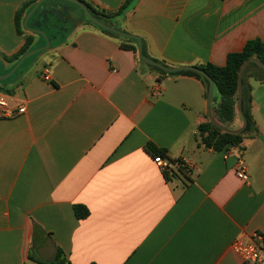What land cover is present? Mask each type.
<instances>
[{
	"label": "crops",
	"instance_id": "crops-1",
	"mask_svg": "<svg viewBox=\"0 0 264 264\" xmlns=\"http://www.w3.org/2000/svg\"><path fill=\"white\" fill-rule=\"evenodd\" d=\"M25 1L0 0V54L25 44L15 28ZM87 1L113 11L127 0ZM65 14L81 18L50 3L29 27L47 33V17ZM118 24L169 68L224 66L249 40L264 41V0H136ZM120 42L80 24L64 43L25 60L6 86L12 106L10 117H0V264H44L58 250L64 264H240L232 242L264 237L259 71L245 76L242 98L257 131L242 150L215 152L197 139L207 121L205 85L140 68L138 53ZM11 66L0 60V75ZM242 125L236 110L225 126ZM148 143L167 151L168 181ZM239 160L247 181L236 176ZM75 205L90 215L79 220Z\"/></svg>",
	"mask_w": 264,
	"mask_h": 264
},
{
	"label": "trees",
	"instance_id": "trees-1",
	"mask_svg": "<svg viewBox=\"0 0 264 264\" xmlns=\"http://www.w3.org/2000/svg\"><path fill=\"white\" fill-rule=\"evenodd\" d=\"M38 1L39 0L25 1L24 3L21 4V6L17 9L15 13L16 32H17V35L21 36L24 39L25 44L23 48L15 55L6 56L3 54H0L1 61L8 63V64H12L9 71L13 69V67L16 65V63L21 59V57L24 54L34 49L40 48L46 44V41L43 37H40L42 39L43 45H41V43L40 44L35 43V35L28 32L23 25L26 15L32 10V8L36 5ZM78 1H80L81 3L85 5V7L89 10V12L94 18L98 19L99 21H101L102 23L110 27L118 29L119 31L123 33H128L120 28L118 24V20L125 17L126 13L134 7L136 0H127L123 3L121 7L113 11L101 9L93 5L87 0H78ZM55 2L58 3L59 1H55ZM59 3H64L69 8L77 9L81 14V18L73 19L71 15L69 14H65L60 19L55 16L47 17V22H48L47 26L50 28L49 29L50 31L47 32L46 34L48 38L51 39V46L64 43L67 39V36L75 28H77L78 25L87 23V24L97 27L102 33L110 37L119 39L121 41L120 42L121 49L131 51L135 54L138 53V45L134 38H123L109 31L101 29L100 27L92 24L86 18L84 12L78 6L72 3H68V2H59ZM43 5H44V2L41 4L38 10L32 15V17L29 20L28 26H30L31 21L34 20L39 15V12ZM142 46H143V54L147 58L151 59L152 61L156 63L166 66L165 63L159 60L150 58L147 55L146 50H145V45L143 42H142ZM249 59H256L262 64H264V41L260 39L249 40L241 51L230 53L227 56L226 64L224 66H216L211 63L197 66L213 81L217 92L220 94L221 100L217 108L214 109V112H215V118L224 127H226L225 125L232 123L236 118L237 101H238V97H237L238 73L242 65ZM138 61H139L140 68L142 69L148 68L150 71L156 72L160 76L185 75V76L195 77L196 79L200 80L205 85L206 90L208 89L207 79L203 75H200L196 72L179 71L177 73L168 74L157 67H154L152 65L145 63L140 58H138ZM22 65L16 71V73L12 77H10L8 80L0 81V93L6 94V95L12 94L11 90L7 89L6 86H8V84L14 79V77L21 71ZM253 69L254 70L256 69L259 71L261 75L259 81L264 85V70L254 63H250L247 69L245 70L244 75H243V82H244V78L247 75V73H249V71ZM212 102H214V97H213ZM243 112L247 119V125L245 129L243 130V132L240 134H231V133L223 132L222 130L217 128L215 125H213L207 117V121L198 126L197 139L200 145L204 146L207 149H212L215 152H221L229 146L242 150L243 149L242 144H243V141L246 135L250 134L251 132L257 131V129L255 128L254 121L252 117L250 116L249 112L245 111L244 108H243ZM145 149L150 155L154 157V159L155 158L168 159L167 151L165 149L158 148L152 143H148ZM178 163L180 164V162ZM181 165L182 164L179 165L180 168H182ZM163 175H164V178L168 181L170 179L171 173H169V170H168V171H164ZM74 212H75L76 217L79 220L86 219L90 215L89 210L83 205H75ZM64 263H65V258H64L63 252L58 250L55 257L51 261L46 262L44 264H64Z\"/></svg>",
	"mask_w": 264,
	"mask_h": 264
},
{
	"label": "water",
	"instance_id": "water-1",
	"mask_svg": "<svg viewBox=\"0 0 264 264\" xmlns=\"http://www.w3.org/2000/svg\"><path fill=\"white\" fill-rule=\"evenodd\" d=\"M45 1H49V0H39L36 3V5L32 8V10L26 15V17L24 19V22H23V25H24V27H25V29L27 31H30L32 33H35V34H38V35L43 36L44 39H45V41H46V44L44 46L40 47V48L34 49V50L29 51L26 54H24L21 57V59L16 63V65L13 67V69L10 72H8L7 74H4V75H0V81H5V80H8L10 77H12L16 73V71L20 68V66L23 64V62L25 60H27L28 58H30V57H32V56H34L36 54L42 53V52L50 49L51 42H50L47 34L44 31H42V30L39 29L40 28V24H38L37 29L30 28L28 26V22H29L30 18L32 17V15L38 10V8L41 6V4L43 2H45ZM56 1L68 2V3H72V4L76 5V6H78L84 12L86 18L92 24L100 27L101 29H104L106 31H109V32H111L113 34H116V35H118L120 37H123V38H134L136 40V42H137V45H138V56L145 63H147L149 65H152L154 67H157V68L163 70L166 73H177L179 71H193V72H196V73H198L200 75H203L207 79V81H208L206 104H207V117H208L209 121L213 125H215L217 128H219L220 130H222L225 133L240 134V133L243 132V130L245 129V127L247 125V119H246V117L244 115V112H243V109H242L243 75H244V72H245V70L247 69V67H248V65L250 63L256 64L257 66H259L263 70H264V64H262L261 62H259L256 59H249L240 68L239 73H238V92H237L238 101H237V111H238L239 115L241 116L243 125H242L241 128H239L237 130H231V129H228V128L222 126L212 116V113H211V104H212V100H213L215 86H214L213 81L201 69H199L198 67L169 68V67L164 66L162 64L156 63V62L152 61L151 59L147 58L143 54L142 41H141V39L139 37L134 36V35H131V34H128V33H123V32L119 31L116 28L110 27V26L102 23L98 19L94 18L91 15V13L89 12V10L85 7V5L83 3H81L80 1H78V0H56ZM45 247H46V250L52 249V247H53L52 241L48 239L46 241Z\"/></svg>",
	"mask_w": 264,
	"mask_h": 264
},
{
	"label": "built area",
	"instance_id": "built-area-1",
	"mask_svg": "<svg viewBox=\"0 0 264 264\" xmlns=\"http://www.w3.org/2000/svg\"><path fill=\"white\" fill-rule=\"evenodd\" d=\"M43 79L51 80L49 69L44 70ZM12 101L9 97L0 94V117L11 116ZM19 114L25 112L24 107H19ZM155 163L164 172L169 170V162L164 158H155ZM236 176L248 180V167L243 160H239L236 166ZM231 250L236 255L240 264H264V237L261 233H253L249 239H236L231 244Z\"/></svg>",
	"mask_w": 264,
	"mask_h": 264
},
{
	"label": "rangeland",
	"instance_id": "rangeland-1",
	"mask_svg": "<svg viewBox=\"0 0 264 264\" xmlns=\"http://www.w3.org/2000/svg\"><path fill=\"white\" fill-rule=\"evenodd\" d=\"M56 0H49V1H45L44 2V5L42 6V8L41 9H43L45 6H47V5H50V3H57V2H55ZM59 3V2H58ZM40 54V53H39ZM36 55H38V54H36ZM36 55H34V56H36ZM34 56H32V57H34ZM32 57H30V58H32ZM30 58H28L29 60H30ZM213 97H214V102H213V109H215V108H217V106L219 105V102H220V100H221V97H220V94L217 92V91H215L214 92V95H213ZM213 116V115H212ZM213 117H215V112H214V116ZM215 119V118H214ZM216 120V119H215ZM218 122V121H217ZM219 123V122H218Z\"/></svg>",
	"mask_w": 264,
	"mask_h": 264
}]
</instances>
